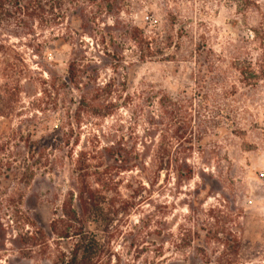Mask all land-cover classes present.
Returning a JSON list of instances; mask_svg holds the SVG:
<instances>
[{
  "label": "rangeland",
  "instance_id": "374dc122",
  "mask_svg": "<svg viewBox=\"0 0 264 264\" xmlns=\"http://www.w3.org/2000/svg\"><path fill=\"white\" fill-rule=\"evenodd\" d=\"M254 2L125 0L124 6L130 9L129 13L122 11L123 19H133L141 28L174 26V35L184 24L188 34L183 32L178 39L184 41L183 48L187 46L176 59L141 61L134 56L130 45H124L125 39L113 32L115 43L110 48H122L124 57L118 61L104 55L101 60L97 57V81L104 83L117 75L119 110L106 118L83 120L73 127L79 133L80 142L74 148L72 161L65 160L61 142L55 143L54 137L59 135L67 115L74 113L80 100V91L62 84L70 54L79 46L72 42L62 45L56 38L57 28L41 30L37 25L35 39L32 36L10 39V45L18 52L11 63L16 66L20 89L4 115H0V144L10 141L9 149L0 152V264H61L62 253H68L73 241L49 233V224L60 213L75 176L76 152L90 150L96 137L102 145L123 137L134 153L143 150L142 141L150 142L147 130L151 125L147 115L139 112L137 99L127 105L128 98H125L129 94L136 97L147 89L189 90L194 84L198 61V56L190 55V34L200 44V57L206 59V64L210 60L213 71L225 81L218 86L233 91L229 106L238 112L241 132L219 137L237 178L238 205L244 211L239 220L242 248L238 264H264V41L259 34H253L264 22V0ZM111 22L109 18L108 23ZM72 25L79 28L77 20ZM83 39L87 44L83 49L88 57H93L101 46L92 44L87 35ZM245 66L256 72L262 68L263 73H259L257 80L249 73H243V77L237 68ZM4 79L0 71V85ZM215 106L213 116L218 119L216 115L222 107L217 104V110ZM148 110L153 108L149 106ZM197 160L195 153L192 162ZM146 173L139 167L121 173L119 192L124 197L136 195L139 204L129 219L122 218L107 233L98 230L104 237L101 242L105 250L110 246L112 250L102 259L105 264L154 261L182 264V258L175 254L170 242L157 233L178 235L181 226L199 228L202 224L201 220L187 218V207L198 206L195 192L198 177L189 184H179L165 171L157 180ZM214 194L206 191L199 194L204 206L215 202ZM139 218L149 224L147 230L133 229ZM154 230L156 233H152ZM160 246L161 255L155 254ZM191 255H194L192 251Z\"/></svg>",
  "mask_w": 264,
  "mask_h": 264
},
{
  "label": "trees",
  "instance_id": "16d2710c",
  "mask_svg": "<svg viewBox=\"0 0 264 264\" xmlns=\"http://www.w3.org/2000/svg\"><path fill=\"white\" fill-rule=\"evenodd\" d=\"M124 2L125 0H0V71L5 77L0 85V99L3 101L0 115H4L9 102L17 97L20 89L16 66L11 63L18 55L10 45L12 37L32 36L35 39L38 36L37 25L41 30L47 27L53 30L57 28L59 34L56 38L60 40V44L72 42L79 46L70 54L62 84L80 91V100L73 114H68L67 117L64 115L67 119L65 126L54 137L55 143L61 142L65 160L72 161L74 148L79 146V133H75L73 128L75 125L93 117L106 118L119 110L120 81L117 75L110 76L104 83L97 81V57L101 60L104 55L117 61L124 57L122 48H110L115 43L113 32L125 39L124 45H130L134 56L141 61L153 58L176 59L187 46L183 48L184 41L178 39L183 32L188 34L189 30L184 24L180 25L177 35H174V26L141 28L133 19H123L120 16L122 11L129 13L130 8L126 4L124 6ZM253 2L256 3V0ZM109 18L111 24L108 23ZM74 20L79 22L78 29L72 25ZM261 27L253 30V34H259V38L264 41V22ZM86 35L91 38L92 44L101 46L93 57H88L83 49L87 46L83 39ZM189 36L190 55L198 56L194 84L189 90L174 92L166 88L147 89L141 90L136 97L129 94L125 98H128L127 105L135 103L137 99L139 112L143 116L147 115L151 125L147 130L150 142L142 141L143 150L134 153L132 147L126 146L123 137L104 145L96 137L90 150L81 149L76 152L75 176L62 201L60 213L49 224V233L62 240L73 241L68 253H62L61 264H105L102 259L108 257L112 250L111 246L105 250V245L101 242L103 236L99 235V231L107 233L122 218L129 219L139 204L136 202V195L124 197L118 190L121 173L134 167L147 172L153 180L159 179L164 171L168 177L173 175L179 184H189L195 177L199 178V182H195L198 206L187 207V218L201 220V226H181L178 235L157 233L170 242L175 254L182 258V264L240 262L242 243L239 220L244 211L238 205L237 178L219 139L241 132L238 112L229 106L233 91L218 86L225 81L222 82L219 74L213 71L210 60L206 64V59L200 57V44L194 40L195 36ZM75 39L77 42H73ZM113 66L117 67L118 64ZM112 69L114 71L116 68ZM237 69L243 77L249 73L255 80L260 72L263 73L262 68L256 72L250 66ZM234 89L235 93L237 89ZM214 105L219 109L216 115L218 119L213 116ZM149 106L153 110L147 111ZM9 147L10 141L0 144V152L7 151ZM195 153L198 160L192 162ZM204 191L208 194L216 193L214 203L204 206L199 195ZM148 225L139 218L133 229L144 231L148 229ZM132 245L131 240L129 246ZM161 251L160 246L155 254L161 255ZM191 251L194 255H191ZM115 256L120 260L117 254ZM149 264L162 263L154 261Z\"/></svg>",
  "mask_w": 264,
  "mask_h": 264
}]
</instances>
